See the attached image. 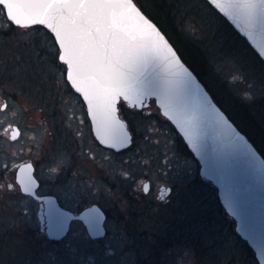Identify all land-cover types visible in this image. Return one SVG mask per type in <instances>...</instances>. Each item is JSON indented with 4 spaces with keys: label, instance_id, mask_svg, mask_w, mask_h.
Returning a JSON list of instances; mask_svg holds the SVG:
<instances>
[{
    "label": "rangeland",
    "instance_id": "obj_1",
    "mask_svg": "<svg viewBox=\"0 0 264 264\" xmlns=\"http://www.w3.org/2000/svg\"><path fill=\"white\" fill-rule=\"evenodd\" d=\"M186 5L178 14L181 30L206 57L204 80L236 124L255 137L250 123L264 126L263 64L237 37L221 41L227 27L203 0ZM11 23L0 5V264H259L236 231L217 187L201 176L198 160L182 151L177 159L169 157L177 139L173 126L159 116L128 112L137 132L133 149L114 153L90 145L88 125L83 124L86 107L67 79L53 34L37 25L11 29ZM13 124L22 131L16 140L11 139ZM178 140L182 149L180 134ZM150 158L153 165L148 167L143 162ZM28 160L47 187L65 179L55 189L68 207L99 201L124 223L110 218L108 233L96 241L79 221L63 239L49 238L36 201L16 181L20 163ZM150 168L156 180L179 184L178 225L168 226L154 213L126 219L129 210L104 195L106 178H99L124 188L132 183L129 176L137 178ZM80 176L96 178L90 190L76 186Z\"/></svg>",
    "mask_w": 264,
    "mask_h": 264
},
{
    "label": "water",
    "instance_id": "obj_2",
    "mask_svg": "<svg viewBox=\"0 0 264 264\" xmlns=\"http://www.w3.org/2000/svg\"><path fill=\"white\" fill-rule=\"evenodd\" d=\"M207 1L264 61V28L257 26L250 35L223 4ZM132 3L135 8L124 4H81L78 0H22L11 8L7 3L3 6L15 26L41 25L53 34L59 56L65 57L60 61L67 66V79L86 103L94 133L102 144L121 150L132 143V132L119 114L120 101L141 108L155 98L161 112L199 161L201 176L217 187L222 205L236 221V231L253 249L258 263L264 264V155L215 100L159 24L136 0ZM157 31L167 45L157 40ZM149 41H157L160 50L149 54L147 65L130 60L120 68L130 51H142L141 46ZM189 74L208 97L210 111L200 107L197 98L179 89L180 82ZM145 78L170 81L175 87L155 95L146 94ZM12 127L11 139L16 140L22 131L17 124ZM16 181L23 193L43 201L45 208L39 211V219L49 238L62 239L75 218L85 221L93 237L105 234V213L100 206L95 204L76 214L61 205L55 195L37 193L40 181L33 161L19 165ZM59 213L68 218V229L60 238H54L49 235V228ZM93 218L99 222L98 234L90 231L89 221Z\"/></svg>",
    "mask_w": 264,
    "mask_h": 264
},
{
    "label": "flooded vegetation",
    "instance_id": "obj_3",
    "mask_svg": "<svg viewBox=\"0 0 264 264\" xmlns=\"http://www.w3.org/2000/svg\"><path fill=\"white\" fill-rule=\"evenodd\" d=\"M78 96H79V99L83 102L84 106L86 107L87 113H86V118H85V121L83 124L88 125L87 129H88V134H89L90 145L95 144L96 146L98 145L99 147H101L105 150L114 152V153L115 152L124 153V152L130 151L131 149H133L134 145H136L135 139L137 136V132L134 129V126L132 125V121L128 116V112H131V113L135 112V113H138L140 115H141V113H144V114L149 115L150 117H157L158 118V116H159L160 122H163V120H164V121H166V123H168L174 127V129L176 130L175 136L177 139L174 142H172L173 145H171L169 157L175 156V159H177L179 157L180 151H182L183 154H185L189 157L194 156V154L191 152V150L188 149L189 147L187 148V147L183 146V142H185L183 137H182V149H180L179 143L177 142V141H179L178 138H179L180 133L175 128L173 123L161 112V108L159 107L157 100L155 98L149 99L147 101V105H144L141 108H138L136 106H130L125 101L119 102V114L127 122L128 126L132 132L133 140H132V143L128 147L121 149V150H116L112 147H108V146L102 144L98 140L97 136L94 133L92 120H91V117L89 116V112H88V107H87L86 103L84 102L83 98L81 97V95L78 94ZM168 152H169V150H168ZM91 155H93V153H91ZM152 159L153 158H150L148 161L143 162V164L148 166V167H149V165L152 166L153 165ZM158 170L160 171L161 169L158 168ZM154 171L155 170L153 168H150V170H145L143 172V175L138 176L137 178H132L129 176L132 183L130 181H128L124 188L120 187V188L116 189V186H115L116 183L114 181L110 180L108 177H102L99 179H100V181H102L103 179L106 178V180L104 181V185L107 188L106 189L107 191H104V195L107 196L112 201L114 200L115 202L119 203L122 208L129 210V212L126 213V216H124V217H126V219L129 218V214L133 216V215H139V214L149 215V214L154 213L155 216H157L159 218L160 222H163V223L165 222V223H167L168 226H171L173 224L178 225L179 220L181 219V216L179 215L180 207H179V199H178L179 198V192H180L179 188H178L179 184L177 181L172 183V182L167 181V179L165 180L164 178L156 180L157 176H155ZM173 174L174 173H171L169 176H173ZM91 178H92L91 176L90 177L80 176L76 181V186L81 187L82 185H86V186H88L87 190H90V188H91L90 186L91 185L93 186L94 181L96 180V178H92V179ZM38 179L40 181L39 187L37 188V193L39 195H55L57 197V199L59 200V203L61 205H63L66 208L71 209L76 214L81 213L86 208L91 207L95 204L100 206L101 209L104 211V213H105L104 225L106 228L104 235L98 236V237H93L90 234L88 227L82 218H75L71 221L68 233L70 232V229L73 225V222L79 221L83 225L85 230L87 231L88 236L96 241V240H100L101 238L106 236V234L108 233L106 221L109 220L110 218L115 216V217H117V219L119 220L120 223H124L123 218H121V216H117L109 208H107L106 206L104 207L103 203L99 202V201H93L91 203H88L84 207L77 208V209H73V208L68 207L60 198V193L58 191H56V189H55V186L57 184H61L62 181H65V179H59L60 181L56 180L54 182V184H51L49 187H47V185H45V183L42 179H40L39 177H38ZM68 180L69 179H67L66 181H68ZM145 186H147V191L144 190ZM19 188H20V185H19ZM20 190H21V188H20ZM162 192H166V195L164 196L163 199L161 198ZM23 194H25V193H23ZM25 195L34 198V200L37 203L39 211L41 209L45 208V205H42V202H43L42 200H39L36 197L29 195V194H25ZM40 224H41V222H40Z\"/></svg>",
    "mask_w": 264,
    "mask_h": 264
},
{
    "label": "snow or ice",
    "instance_id": "obj_4",
    "mask_svg": "<svg viewBox=\"0 0 264 264\" xmlns=\"http://www.w3.org/2000/svg\"><path fill=\"white\" fill-rule=\"evenodd\" d=\"M22 0H0V5L7 3L9 7H13ZM67 2V0H65ZM79 3H92V4H124L135 8L132 0H78ZM213 3L223 4L226 11H230L233 18L244 25L246 31L251 35V30L255 29L257 26L264 28V0H213ZM17 25L20 24V20L12 17ZM145 23L149 25L150 28L155 29V25L151 24L150 21L145 20ZM158 41H164L167 45V41L164 37L157 31L155 33ZM143 49H137L133 54L131 51L128 56L125 57L124 61L120 64V68H123L124 63H128L130 60L138 61L144 65H147L149 54L155 49L160 50V45L157 41H149L141 46ZM171 49H169L170 51ZM59 60H64V56H59ZM121 75L123 72L121 71ZM240 77H234V79H239ZM147 80V78H145ZM175 85L170 81L165 80H147L145 85L146 94L155 95L158 92L171 91ZM179 89L182 92H187L191 96L197 98L199 101V106L204 108L205 111H210L209 100L206 95L203 94V90L200 85L195 81L193 77L189 74L183 81L179 84ZM246 99H251L250 96L245 97ZM5 108L8 107L7 104L4 105ZM223 119V118H222ZM226 123V121H225ZM238 135V134H237ZM145 191H147V186H145ZM166 192H162L161 198L163 199ZM90 231L94 230L96 234L99 233V222L95 218L89 221ZM68 229V218L65 217L63 213L58 214V219L49 228V235L54 238H60Z\"/></svg>",
    "mask_w": 264,
    "mask_h": 264
},
{
    "label": "trees",
    "instance_id": "obj_5",
    "mask_svg": "<svg viewBox=\"0 0 264 264\" xmlns=\"http://www.w3.org/2000/svg\"><path fill=\"white\" fill-rule=\"evenodd\" d=\"M136 1L148 15L159 24V26L163 29V31L166 33L169 39L176 46L183 59L197 73V75L205 83L208 89L212 92L211 88L206 83L203 77V73L209 70V67L206 66L207 65L205 59L206 57L203 51L201 50L200 45L197 44V42H194V40H192L191 37L186 36L181 30L182 20L180 21V16L178 14H181L180 10H183L182 8H184V5H186L187 3H191L192 0H136ZM203 2H205V4H207L211 8L212 10L211 12H213V14L216 15L227 27V29H224L226 32L224 30L222 31L223 34L221 41L224 44H226L227 40H229L231 36L237 37L239 40L242 41L244 47L247 48L251 53H253L254 56L257 57L258 60H260V62L264 66V61L262 60V58L250 46L247 40L235 30V28L228 22V20L224 16H222L207 0H203ZM209 23L210 25L213 24V23L211 24V22ZM37 26H41V25H37ZM11 29H15V25L13 23H11ZM3 31L8 32L7 30H3ZM227 32L228 34H226ZM49 33L52 35L51 32ZM233 47L228 45V49L230 51L231 49H235ZM212 94L215 96L213 92ZM216 100L229 114V116L237 123L238 121L235 120V117L231 115V113L224 107L221 101L218 99ZM245 114H246V109H245ZM250 124L252 125L255 131V137L244 127L242 126L239 127L249 136V138L254 142V144L264 155V126H261L260 124H257L254 121H252V123ZM183 146L188 148L185 142H183Z\"/></svg>",
    "mask_w": 264,
    "mask_h": 264
}]
</instances>
